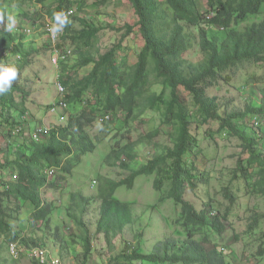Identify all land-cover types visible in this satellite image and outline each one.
Returning <instances> with one entry per match:
<instances>
[{"label": "trees", "instance_id": "obj_1", "mask_svg": "<svg viewBox=\"0 0 264 264\" xmlns=\"http://www.w3.org/2000/svg\"><path fill=\"white\" fill-rule=\"evenodd\" d=\"M127 1L136 21L119 29L111 27L124 32L119 41L102 54L94 53L93 48L99 32L105 27L82 20L80 29H73V23L65 26L59 45H72L79 56L76 64L79 67L91 65V69L78 80L70 76L64 80L62 75L59 78L69 91L66 95L68 106L77 108L75 113L67 114L64 125L50 129L39 142L29 139L23 146L13 144L14 129L25 123L27 93L13 81L11 89L0 95V127L5 128L7 139V147L0 149V237L8 244L38 247L34 241L31 242L33 246H29L28 239L21 237L22 230L13 228L6 221L5 211L14 208L16 213L25 203H30V221L48 225L53 208L42 192L57 187L59 181H48L46 171L57 169L65 179L84 155L96 150L88 129L98 116L112 115L111 119L101 122L105 127L117 113L121 114L125 129L122 136L125 137L130 134V123L150 112L159 118L154 132L119 150L113 148L106 160L113 159L115 165L126 155L133 162L140 147L137 144L150 142L160 130L171 145L146 164L133 168L125 180L106 181L98 194L96 232L111 246L116 235L133 225L131 206L117 199L115 192L121 186L131 188L136 177H153L156 203L171 200L180 206L178 222L184 227L185 238L158 241L148 254H142L138 249L128 252L124 243L114 264H230L220 247L210 241L225 230L218 217L210 216L211 202H204L198 210L185 199V194L188 188L192 194L198 195L201 191L203 197L208 196L209 175L204 156L199 153V136L205 125L218 124L219 132L241 142L245 156L241 157L236 172L244 181L246 191L263 198V212L254 214L248 230H256L259 220L264 222V130L259 126V118L264 117V80L261 77L263 86L259 89L257 102L249 103L240 112L221 113L217 98L207 94L223 74L239 64L248 62L264 67V20L239 28L249 17L260 13L264 0H204L203 18L193 13L196 0ZM103 2L106 0L95 7L103 6ZM76 5L81 10L83 0L77 1ZM71 6L70 0H59L53 9L47 8V22H54V13L65 12ZM19 15L33 20L42 17L40 12L29 17L19 11ZM73 20L79 19L74 16ZM189 28L194 32H189ZM24 36L6 31L5 26L0 27V64L8 65L3 51L10 50L9 54L18 59L11 64L18 69V75L33 53L40 49L50 53L47 42L36 47V43L27 41ZM134 41L136 48H133ZM130 52L135 56L133 65L129 63ZM198 54L201 59L189 60ZM154 86L160 87L159 92L152 90ZM16 94L22 95L20 100H16ZM256 119L258 126L254 127ZM153 147L156 149L157 146ZM113 161L108 164L112 165ZM119 164L127 166L123 162ZM2 174H6L8 180L2 178ZM225 195L227 200L234 202L233 196ZM79 201L82 204L77 203L84 211L88 201L82 197ZM227 216L224 213L222 220L225 221ZM82 243V264H85L92 254L87 234ZM67 250L68 247L63 245V256L68 255ZM254 257L257 260L264 258V230L260 233ZM61 259L65 262L63 257Z\"/></svg>", "mask_w": 264, "mask_h": 264}, {"label": "rangeland", "instance_id": "obj_2", "mask_svg": "<svg viewBox=\"0 0 264 264\" xmlns=\"http://www.w3.org/2000/svg\"><path fill=\"white\" fill-rule=\"evenodd\" d=\"M58 1L0 0V12L5 14L4 22L0 23V27L2 29L4 26L6 27L7 16L14 15L16 24L10 32L21 35L23 34L21 30L24 28L27 33L32 31L25 35L24 39L34 42L35 38L40 37L45 45L47 39L44 35V25L47 24V8L53 9L57 6ZM77 1L79 0H70L73 4L72 7L75 8V17L79 19L71 20L73 29L82 27L80 20L105 27L98 34L97 42L93 48L94 53L98 51L102 54L119 41L124 31H117L111 27L119 29L126 23L133 25L136 21L127 0H106L103 2V6L98 5V7L95 5L102 0H83L84 7L81 10L77 8ZM19 11L29 17H32L35 12H40L42 17L36 20L22 18ZM205 11L204 0H196L193 13L203 18ZM263 20L264 4L258 15L249 17L248 21L239 28L242 29L245 25ZM193 30L189 28V32H194ZM66 46L71 49L72 55L63 64L64 66L60 67V77L62 75L65 80V77L70 76L73 80H78L89 72L91 65L79 67L76 64L79 60L76 50L70 44H66ZM9 51L4 50L3 53L8 60V65H11L18 59L9 54ZM134 57L130 52L128 58L132 65L135 62ZM199 59H201L200 54L189 58L193 62ZM50 60L48 50L40 49L37 53H33L18 75L16 83L27 93L24 99L25 110L30 114L33 124L36 122V127L42 125L52 129L55 126L64 125L70 111L67 109L49 113L45 110V105L52 103L53 97L57 96L55 78L58 70L54 69ZM261 77L264 80V67L261 64L242 63L223 74L221 80L208 89L207 94L217 98L221 113L223 111L227 113L240 112L246 105L252 104L253 100L250 94L253 93V97L259 99V89L263 86ZM152 90L159 92L160 87L154 86ZM66 91L69 93L67 88ZM21 96L16 94V100H20ZM86 97L89 98V95ZM60 113L61 116H64V120H59ZM99 117L88 129L90 137L96 144V150L91 154L84 155L81 162L72 169L65 179L57 169H54V176H47L50 182L59 181V183L56 182L57 187L54 186L42 192L43 198L48 200L53 208L48 225L34 224L30 221L32 212L30 203H25L16 213L12 206L10 208L13 210L8 208L5 211L6 221L13 228L22 230L21 237L24 236L28 239L29 246H33L31 242L34 241L37 246L45 247L60 258L63 257L65 264H82V239L86 234L90 240L92 254L85 264H114L113 260L121 253L124 243L127 244L128 252L138 249L142 254H148L158 241H163L166 238L181 241L185 238L184 227L178 222L180 206L175 205L171 200L156 203L157 194L153 189V177L143 176L136 177L131 188L119 187L114 195L120 201L131 206L134 217L133 225L127 227L122 234L116 235L111 241V246L107 245L103 236L96 232L100 206L98 194L106 181L125 180L133 168L146 164L147 161L161 153L165 147L171 145L169 139L163 134V130H160L158 136L150 142L137 144L140 147L133 162L124 155L120 161L127 166H121L119 164L121 162L114 165L113 159L106 160L111 150L113 148L119 150L124 145H131L140 137L154 132L158 126L159 118L154 113L146 112L141 118L138 117L130 123V134L123 137L125 129L121 114L117 113L105 127L99 122ZM259 120V126L264 130V117ZM19 127L21 132L13 134L11 141L13 144L23 146L29 141V133L24 132V124ZM200 132L199 153L204 156L205 169L209 175L208 196L204 195L203 197L201 191L197 193L198 195L192 194L187 188L185 199L194 204L198 210L204 202H211L210 211L220 219L225 230L220 236H215L210 241L220 247V251L230 264H264V258L257 260L254 257L259 246L260 233L264 230V222L259 220L255 227L256 230H248V225L252 223L254 214L259 215L263 212V198L247 192L244 181L236 172L241 157L245 156L240 146L241 142L231 135H223V132L218 131V124L215 123L205 125ZM4 133L5 128L0 127V149L7 147ZM147 144L149 145L144 146ZM154 145L157 146L156 149L153 147ZM109 161H113V164H108ZM235 173L237 177L234 176ZM1 177L8 180L6 174H2ZM225 193L234 197L233 203L226 199ZM78 197L88 201L84 205V211L79 205L82 203ZM224 213L228 215L225 221L222 220ZM196 239H200V236H196ZM7 244L0 237V264H32L23 256L17 261H13L8 254ZM63 245L68 247L67 256H63L65 254L62 252ZM207 247L209 248V244ZM132 264L148 263L134 262Z\"/></svg>", "mask_w": 264, "mask_h": 264}, {"label": "built area", "instance_id": "obj_3", "mask_svg": "<svg viewBox=\"0 0 264 264\" xmlns=\"http://www.w3.org/2000/svg\"><path fill=\"white\" fill-rule=\"evenodd\" d=\"M65 14L71 13L68 16V19L71 20L72 17L75 15V8L70 7L65 12ZM54 22H48L44 26V34L47 39L48 46L50 48V61L51 65L54 66V69L58 70L56 72V78H55V88L58 95V100L56 103L51 105L49 109V113H57L58 111H62L67 107V103L65 102L66 97V89L63 86V84L60 82V64L66 62L72 55L71 49L67 47H61L60 39L62 35L64 34L65 27L62 29L61 32L57 34H53L50 31V28ZM25 31V30H24ZM26 32V31H25ZM55 70V71H56ZM112 115L108 114L105 116L99 117V122H104L105 120L111 119ZM253 126H258V120L253 121ZM51 128L45 127V126H37L33 131L30 132V140L34 142L41 141L50 131ZM21 132V128H16L13 131V134H19ZM47 175L53 176L55 174L54 169H48L46 171ZM210 216H214L213 213L210 212ZM7 251L9 256L14 259L18 260L21 256L26 257L30 262L33 264H65L61 260L60 257H58L55 253L51 252L45 247H28L20 245L19 243H9L7 245Z\"/></svg>", "mask_w": 264, "mask_h": 264}, {"label": "clouds", "instance_id": "obj_4", "mask_svg": "<svg viewBox=\"0 0 264 264\" xmlns=\"http://www.w3.org/2000/svg\"><path fill=\"white\" fill-rule=\"evenodd\" d=\"M72 7V6H71ZM70 8V7H69ZM71 13H68V14H65L64 12H58V13H54V21L55 23L52 25V27L50 28V31L53 33V34H57L59 32L62 31V29L69 23H71V20L73 19V16L71 20L68 19V16L70 15ZM4 19H5V14L3 12H0V23H3L4 22ZM7 25H6V31H12L15 27V24H16V19L14 17V15H8L7 16ZM48 23V22H47ZM45 26V25H44ZM21 32L24 34V35H28L29 33L25 32L24 31V28L21 30ZM48 44V43H47ZM49 47V46H48ZM50 50V48H49ZM50 55V53H49ZM65 63V62H64ZM64 63H61V64H64ZM61 64H60V67H61ZM60 70V69H59ZM60 76V74H59ZM17 77H18V69L13 66V65H2L0 64V95L4 94V93H7L11 87H12V83L13 81H16L17 80ZM64 86V85H63ZM65 87V86H64ZM66 89V88H65ZM66 95H67V91H66ZM57 98H58V95H57ZM58 100V99H57ZM57 100L55 102H53L52 104H50L46 111L49 112V109L51 107V105H53L54 103L57 102ZM65 102H66V97H65ZM67 103V102H66ZM68 109V104H67V107L64 109V110H67ZM63 111V110H62ZM59 112V111H58ZM60 116L62 115L61 113L59 114ZM26 118V116H25ZM59 120H64V116H61L59 118ZM42 126V125H41ZM17 128H20V127H17ZM35 129V128H34ZM33 131V130H32ZM30 135V132L28 134V136ZM30 139V137H28ZM54 176V175H53ZM42 247V246H41ZM59 257V256H58Z\"/></svg>", "mask_w": 264, "mask_h": 264}, {"label": "crops", "instance_id": "obj_5", "mask_svg": "<svg viewBox=\"0 0 264 264\" xmlns=\"http://www.w3.org/2000/svg\"><path fill=\"white\" fill-rule=\"evenodd\" d=\"M33 30V29H32ZM32 32V31H31ZM30 32V33H31ZM29 33V34H30ZM34 42L36 43V47H38V46H40V45H43L44 43H43V40L40 38V37H37V38H35L34 39ZM45 44H46V42H45ZM85 76V75H84ZM249 94H250V92H249ZM250 95H252V103H256L257 101H256V99L253 97V93L252 94H250ZM55 100H57V96H55V97H53V101H52V103L53 102H55ZM52 103H49V104H46L45 106V110H46V108L50 105V104H52ZM68 110L70 111V112H72V113H75V111H77V108L76 107H72V106H68ZM31 117H30V114H26V118H24V132H26L27 134L29 133V132H31L35 127H36V122L33 124V122L31 121V119H30ZM27 125H28V128H27ZM27 128V129H26ZM29 137V136H28ZM19 146V145H18ZM21 148V147H20ZM15 264H20V263H15Z\"/></svg>", "mask_w": 264, "mask_h": 264}, {"label": "bare ground", "instance_id": "obj_6", "mask_svg": "<svg viewBox=\"0 0 264 264\" xmlns=\"http://www.w3.org/2000/svg\"><path fill=\"white\" fill-rule=\"evenodd\" d=\"M56 101V100H55Z\"/></svg>", "mask_w": 264, "mask_h": 264}]
</instances>
